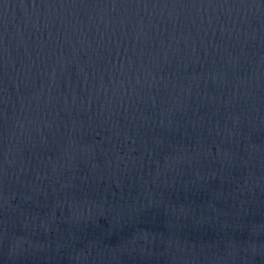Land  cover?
I'll return each mask as SVG.
<instances>
[{"label": "water", "instance_id": "1", "mask_svg": "<svg viewBox=\"0 0 264 264\" xmlns=\"http://www.w3.org/2000/svg\"><path fill=\"white\" fill-rule=\"evenodd\" d=\"M0 264H264V0H0Z\"/></svg>", "mask_w": 264, "mask_h": 264}]
</instances>
